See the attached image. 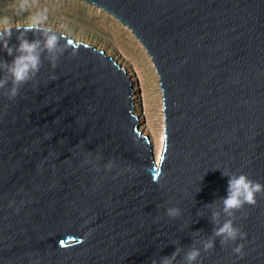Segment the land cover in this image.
Here are the masks:
<instances>
[{"label":"water","instance_id":"1","mask_svg":"<svg viewBox=\"0 0 264 264\" xmlns=\"http://www.w3.org/2000/svg\"><path fill=\"white\" fill-rule=\"evenodd\" d=\"M78 1L113 17L148 55L160 155L139 130L125 69L65 35L72 44L55 68L42 57L15 99L0 95V264H151L177 248L183 264L192 245L198 264H264V195L236 213L244 240L217 237L208 252L199 244L227 195L223 171L264 183V0ZM12 59L0 48V61ZM239 243L243 257L232 251Z\"/></svg>","mask_w":264,"mask_h":264},{"label":"clouds","instance_id":"2","mask_svg":"<svg viewBox=\"0 0 264 264\" xmlns=\"http://www.w3.org/2000/svg\"><path fill=\"white\" fill-rule=\"evenodd\" d=\"M19 6L22 10L27 11L28 0H20ZM47 20L48 10L46 8L30 12L26 17V22L20 25H14L7 16L0 17V48L5 50L9 56H13L11 62L0 61V95L9 100H13L19 95L20 88L24 84L34 80L40 71L42 57L55 68L56 61L72 44L65 34L48 26ZM13 27L19 32L16 36L19 41L18 46L9 44L13 35ZM29 31L39 34L42 39L30 41L27 38ZM62 39L65 40L63 45L61 44ZM108 167L111 168L112 165L109 164ZM222 175L229 177L227 195L222 198V208L212 211L211 220L215 225L212 235L199 242L204 252L215 248L217 237L220 238L222 246L228 245L230 242L234 243L238 239L244 240L247 233L234 223L237 218L236 213L244 209L245 205L255 206L257 195H264V183L251 179L247 173L225 170ZM221 213L226 217L222 223L220 222ZM166 215L176 218L181 215V210L178 207H169L166 209ZM243 249L244 244L239 243L232 251L237 256L243 257ZM180 251L177 248L171 255L161 256L158 261L152 258L151 264H175ZM200 258L201 248L195 245L189 246L184 252L183 264H198Z\"/></svg>","mask_w":264,"mask_h":264},{"label":"rangeland","instance_id":"3","mask_svg":"<svg viewBox=\"0 0 264 264\" xmlns=\"http://www.w3.org/2000/svg\"><path fill=\"white\" fill-rule=\"evenodd\" d=\"M19 5L20 0H0V17L20 25L30 12L46 8L48 26L111 55L134 83V107L141 110L139 130L150 136L149 122L159 126L161 95L151 61L132 34L113 17L78 0H28L27 11Z\"/></svg>","mask_w":264,"mask_h":264},{"label":"bare ground","instance_id":"4","mask_svg":"<svg viewBox=\"0 0 264 264\" xmlns=\"http://www.w3.org/2000/svg\"><path fill=\"white\" fill-rule=\"evenodd\" d=\"M105 52V51H104ZM111 56V55H109ZM112 57V56H111ZM113 58V57H112ZM116 61V60H114ZM126 72V70H125ZM127 73V72H126ZM128 74V73H127ZM131 77H132V74L130 73ZM136 75V74H135ZM133 87H134V83H133ZM135 89V88H133ZM134 96V95H133ZM135 102V101H134ZM160 109H159V122H158V127H156L155 123L152 124L151 122H149V130L148 132L150 133V136L152 138L151 140V144L153 146V151H154V156H155V159H157L160 155V149H161V145H162V140H163V119H162V106L159 105ZM133 114L134 115H137L139 117V112L141 110H139V107H137V105L134 107V110H133ZM141 115V113H140ZM140 127V125H139ZM143 134H145L143 132V130H140Z\"/></svg>","mask_w":264,"mask_h":264},{"label":"snow or ice","instance_id":"5","mask_svg":"<svg viewBox=\"0 0 264 264\" xmlns=\"http://www.w3.org/2000/svg\"><path fill=\"white\" fill-rule=\"evenodd\" d=\"M161 160L163 159V157L161 156V158H160Z\"/></svg>","mask_w":264,"mask_h":264}]
</instances>
